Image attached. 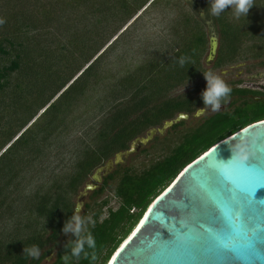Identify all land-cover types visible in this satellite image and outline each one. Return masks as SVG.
<instances>
[{"label": "trees", "instance_id": "16d2710c", "mask_svg": "<svg viewBox=\"0 0 264 264\" xmlns=\"http://www.w3.org/2000/svg\"><path fill=\"white\" fill-rule=\"evenodd\" d=\"M1 1L0 264H42L54 252L53 264H65V254L67 264H108L184 169L264 120V90L234 87L220 111L173 126L175 132L190 125L164 157L141 172L116 166L84 200L79 215L91 218L87 230L96 247L85 246L89 257L76 260L69 242L76 237L63 227L94 173L151 130L204 107L202 94L180 91L207 72L210 36L218 39L212 68L250 60L264 66V0H253L239 18L231 8L219 17L207 14L211 34L198 16L178 20L167 47L124 73L114 72L111 58L128 33L108 42L160 0ZM106 192L117 209L102 199ZM33 245L38 259L24 253Z\"/></svg>", "mask_w": 264, "mask_h": 264}, {"label": "water", "instance_id": "95a60500", "mask_svg": "<svg viewBox=\"0 0 264 264\" xmlns=\"http://www.w3.org/2000/svg\"><path fill=\"white\" fill-rule=\"evenodd\" d=\"M208 61L218 48L210 42ZM223 107L217 111H220ZM217 111L179 114L153 129L130 149L108 161L78 196L77 207L98 188L104 177L156 134L191 117ZM236 151L245 156L244 168L233 163ZM222 172L227 173L223 175ZM256 180L255 196L250 194ZM264 120L219 142L192 162L152 203L129 238L108 264H264ZM77 209V208H76Z\"/></svg>", "mask_w": 264, "mask_h": 264}, {"label": "rangeland", "instance_id": "374dc122", "mask_svg": "<svg viewBox=\"0 0 264 264\" xmlns=\"http://www.w3.org/2000/svg\"><path fill=\"white\" fill-rule=\"evenodd\" d=\"M152 1L153 0H151V2ZM0 3L3 4L1 0ZM167 4L169 5L167 6ZM207 6L208 2L206 0H160L157 6H150V4L146 5L133 20L128 22V24L108 42V45H110L123 31L128 33L125 34L123 38L119 39L117 51L111 58L112 62L116 61L114 72H127L140 65L147 57V53L155 49L167 47L172 42L170 39V28L175 25L178 20L182 21L184 17L198 16L205 25L207 33H214L212 22L207 14L201 16V12H206ZM3 13H6V11H0V17L3 16ZM138 16L140 17L134 21ZM108 32H112L111 28ZM210 44L209 41L208 52L205 58L207 61L205 65L207 72L212 71L214 74L218 75L230 88L236 87L254 91H261L264 89V66L258 65V61L250 60L245 62L241 61L222 69H214L212 67L215 58L213 61H208ZM206 87L207 81L203 74L200 79L194 81L187 88H183L180 93L192 92L194 94H203ZM210 111V109L207 110V113ZM202 116L197 118L199 119ZM197 118L191 117L185 121L189 122ZM189 126L190 125H187L186 128ZM162 128L163 127L160 129ZM186 128H179L175 132H172V128H170L165 130L163 134H156L151 141L143 145L128 159H125L123 165L133 171L141 172L154 160L164 157L172 146L179 141L182 131ZM156 137H159V139L154 141ZM92 182L93 176L89 179L88 183ZM102 199L110 200L108 208L117 209L119 207V202L110 192H106ZM84 202L86 203V201ZM55 254L54 252L51 256L46 258L42 264H53Z\"/></svg>", "mask_w": 264, "mask_h": 264}, {"label": "clouds", "instance_id": "9594fccd", "mask_svg": "<svg viewBox=\"0 0 264 264\" xmlns=\"http://www.w3.org/2000/svg\"><path fill=\"white\" fill-rule=\"evenodd\" d=\"M253 6V0H210V6L206 12H201V16L206 14L213 17H219V15L225 10L231 8L234 10V16L239 18L241 15H247L249 9ZM4 21L0 20V24H3ZM179 64L183 66L185 60L181 58ZM207 81V87L202 94L204 107L199 109L201 112L206 110L217 111L222 106V101L228 99L231 93V88L216 74L212 71L203 73ZM245 160V156L241 154V151H236L233 156V163L235 165L242 166ZM260 177L257 175L256 180L259 181ZM260 187H264V184H261ZM255 196V192L253 193ZM81 211L78 206L76 211L73 213L72 217L65 223L63 227V232L65 234L71 232L76 239L69 241L71 242V257H75L76 260H79L81 254L83 253L84 258L89 257V253L85 251V246L90 249H95L96 241L90 231L87 230V226L91 223L90 217H82L79 215ZM68 242V243H69ZM68 243L65 247L68 246ZM27 253L33 259H38L40 256V249L38 246L33 245L30 248L25 249L24 253ZM63 259L65 264L69 260V255L65 254ZM97 259L95 252L91 254V260L95 262Z\"/></svg>", "mask_w": 264, "mask_h": 264}, {"label": "snow or ice", "instance_id": "6c2138e0", "mask_svg": "<svg viewBox=\"0 0 264 264\" xmlns=\"http://www.w3.org/2000/svg\"><path fill=\"white\" fill-rule=\"evenodd\" d=\"M236 167L244 168V167H246V165H244V164L242 166L236 165ZM222 174L223 175H227V173H225V172H222ZM247 179H248V182L253 185V188L251 189V192H250V194H253L255 192L256 177L255 176H250Z\"/></svg>", "mask_w": 264, "mask_h": 264}, {"label": "flooded vegetation", "instance_id": "af4514ba", "mask_svg": "<svg viewBox=\"0 0 264 264\" xmlns=\"http://www.w3.org/2000/svg\"><path fill=\"white\" fill-rule=\"evenodd\" d=\"M212 38H215L214 36L213 37H210L209 38V41L211 42V40H212ZM216 40H217V42H218V39L217 38H215ZM263 88H264V86H263ZM264 90V89H263Z\"/></svg>", "mask_w": 264, "mask_h": 264}]
</instances>
